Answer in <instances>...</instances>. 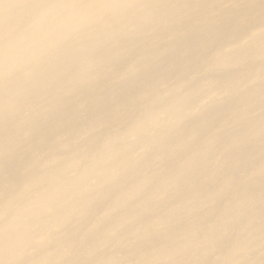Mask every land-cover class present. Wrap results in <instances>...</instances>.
Instances as JSON below:
<instances>
[{"label": "bare ground", "instance_id": "6f19581e", "mask_svg": "<svg viewBox=\"0 0 264 264\" xmlns=\"http://www.w3.org/2000/svg\"><path fill=\"white\" fill-rule=\"evenodd\" d=\"M0 264H264V0H0Z\"/></svg>", "mask_w": 264, "mask_h": 264}]
</instances>
